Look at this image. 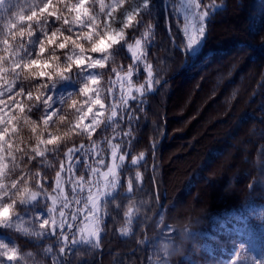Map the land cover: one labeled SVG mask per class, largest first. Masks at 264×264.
<instances>
[{
    "label": "trees",
    "instance_id": "obj_1",
    "mask_svg": "<svg viewBox=\"0 0 264 264\" xmlns=\"http://www.w3.org/2000/svg\"><path fill=\"white\" fill-rule=\"evenodd\" d=\"M157 2L160 10L154 16H145L135 35L139 37L147 25H153L148 58L156 66L161 82L166 81L146 97L144 110L137 112L138 121L131 125L121 122L119 126L131 132L128 159L145 153L140 166L125 165L123 171V177H134L136 171L142 174L132 197L140 211L132 234L121 235L119 228L125 227L123 213L128 199L126 194L118 196L116 203L121 207L108 205L110 215L103 224L100 247L77 246L69 256L70 264H149V258L155 264L160 245L173 241L167 264H228L241 243L257 256L264 247V0H204L218 7L212 10L202 47L193 56L184 48L173 8L169 6L166 12L165 0ZM23 3L24 0H5L6 7ZM15 10L0 9V30ZM168 22L184 51L168 35ZM129 55L125 51L112 66L131 63L126 58ZM185 55L188 61L182 67ZM109 75L114 73L106 72L104 79ZM34 83L25 80L23 86L35 95ZM19 86L18 81L14 91ZM3 98L7 103L6 90ZM34 103L24 99L25 113L15 115L30 117L36 122L37 134L43 132L45 138L49 132L63 135L78 115L65 104L60 114L66 119L60 121L57 117L56 123L45 129L42 108L27 111ZM132 106L135 108V102ZM5 111L15 110L6 107ZM90 120L87 118L85 123ZM33 126L20 119L17 134H10L8 139L17 148L29 151L37 135L31 131ZM113 131L108 124L106 130L98 129L92 140L105 139ZM88 142L86 135L72 133L59 156L47 153V160L37 157L31 163L27 155L14 149L18 166L10 178L30 170L46 175L54 186L63 153ZM5 163L13 168L7 151ZM249 184L254 187L249 188ZM170 229L171 238L166 235ZM146 236L151 244L138 243ZM0 237L10 244L15 241L22 252H32L44 264H51V255L44 256L42 248L58 247L55 237L37 241L4 229H0ZM176 244L180 246L178 250Z\"/></svg>",
    "mask_w": 264,
    "mask_h": 264
},
{
    "label": "snow or ice",
    "instance_id": "obj_2",
    "mask_svg": "<svg viewBox=\"0 0 264 264\" xmlns=\"http://www.w3.org/2000/svg\"><path fill=\"white\" fill-rule=\"evenodd\" d=\"M160 7L157 0H24L23 4L7 7L5 0H0V9H16L0 30V229L37 241L55 237L58 245L55 250L51 245L42 248L44 256L51 255V264H70L69 256L78 245H87L89 249L100 247L105 217L110 215L108 205L115 203L117 209L121 207L116 203L118 196L126 194L128 199L123 213L125 227L120 233L129 236L133 232L140 209L132 197L142 174L137 171L134 177H122L130 152L120 154V145L108 140L112 151L111 162L106 164L101 155L103 150L92 137L98 129L106 130L109 123L115 130L121 122L131 125L134 120L138 121L137 112L144 110L146 97L161 84L159 72L147 51L153 25H147L139 37L135 35L143 26L145 16H154ZM217 7L204 0H180L179 6L173 8L177 13L176 26L186 40L185 50L192 54L199 50L207 34V21ZM125 51L130 54L126 58L131 63L113 67ZM106 72L114 73L115 79L109 75L105 80ZM140 76L144 82L136 86L133 77ZM25 80L35 82V95L32 89H25ZM18 81L20 86L14 91ZM117 83L118 96L114 88ZM5 90L7 103L3 98ZM24 99L35 101L28 112L34 107L42 108L45 129L54 125L57 117L60 121L66 119L60 114L65 104L78 115L63 135L49 132L45 138L43 132L37 134L36 122L30 121V117L15 115V112L25 113ZM6 107L15 111L6 112ZM89 117L90 123H85ZM20 119L25 124L31 122L34 125L31 131L37 134L35 146L29 151L17 148L8 139L10 134H17ZM72 133L86 135L89 144L74 145L63 153L67 163L60 160L54 186L46 175L30 170L10 178L18 166L14 149L27 155L29 163L37 157L47 160V153L60 155L61 147ZM130 136V131L123 133V137ZM128 144L130 147L131 139ZM154 147L155 144L153 151ZM6 151L12 157V169L5 163ZM144 160L145 153L141 152L131 156L130 164L140 166ZM81 168L85 174L76 175ZM102 168L107 170L101 171ZM66 185L70 186L67 190ZM159 199L157 195L155 200ZM160 223H164L163 214ZM185 232L190 235L188 229ZM166 235L171 238L173 230ZM138 243L151 244V241L146 236ZM174 243L160 245L155 264H167L169 248ZM175 247L178 250L180 246ZM0 258V264H44L43 259L37 260L32 252H22L15 241L10 244L2 237ZM149 264H153L151 258ZM228 264H264V247L257 256L241 243Z\"/></svg>",
    "mask_w": 264,
    "mask_h": 264
},
{
    "label": "rangeland",
    "instance_id": "obj_3",
    "mask_svg": "<svg viewBox=\"0 0 264 264\" xmlns=\"http://www.w3.org/2000/svg\"><path fill=\"white\" fill-rule=\"evenodd\" d=\"M179 4H180V0H174V3H173V0H169V2H168V8H169V6H171V8L178 7ZM174 14L177 16V13L174 12ZM179 19H181V20L183 19L182 13L179 14ZM184 41L186 43L185 38H184ZM201 47H202V45L200 46L199 50L201 49ZM198 51L195 54H197ZM187 53H189L192 56L195 55V54H192L190 51H187ZM112 78L115 79V74L112 76ZM133 82H134V84L136 86H139V84H141V83L144 82V77L143 76H140L138 79L136 77H133ZM114 88L116 90V95L118 96L119 95V83L115 84L114 85ZM109 125L113 128V126L110 123H109ZM128 131L129 130L123 131V130L119 129V127H116L115 130L112 132V134L109 137H107L105 139H101L99 141H96L97 144H98V146H99V149H102L103 150L101 152V155H103V157L105 158V163L106 164L111 162V151H112L111 147L108 144V140H111V142L113 144H119L120 145V154H123L126 151L127 152H130V147H129V144H128V140L131 139V136L130 137H123V133L124 132H128ZM80 144H84V145L87 146L89 144V142L88 143H80ZM80 144L75 145V146H79ZM63 160H65V163H67V160H66L65 157L63 158ZM125 165L133 166V165L130 164V160L128 159V157L126 158ZM106 170H107L106 168H102L101 169V171H106ZM84 174H85V171L82 168L76 173V175H84ZM63 175L64 174L62 173V176ZM122 177H123V172H122ZM69 187L70 186L66 185V190ZM86 194L87 193H86V190H85L84 195H86ZM105 219H106V217H105ZM80 220L83 221V214H81ZM120 229L121 228H119V231H120ZM78 246H80V245H78Z\"/></svg>",
    "mask_w": 264,
    "mask_h": 264
},
{
    "label": "water",
    "instance_id": "obj_4",
    "mask_svg": "<svg viewBox=\"0 0 264 264\" xmlns=\"http://www.w3.org/2000/svg\"><path fill=\"white\" fill-rule=\"evenodd\" d=\"M168 2H169V0H165V9H166V11H167V9H168ZM167 25H168V35L170 36L171 40L174 42V44H175L177 47L181 48V50L184 51V49H183L182 47H180V45H178V43L176 42V40H175V38H174V36H173V34H172V31H171V32L169 31V29H170L169 22H168ZM186 63H187V57H185V61H184L183 66H184ZM183 66H182V67H183ZM165 81H166V80H162L161 84L164 83ZM161 84H160V85H161ZM154 92H156V90H155ZM164 135H165V132H164L163 135L161 136V138H160V142L163 140Z\"/></svg>",
    "mask_w": 264,
    "mask_h": 264
},
{
    "label": "bare ground",
    "instance_id": "obj_5",
    "mask_svg": "<svg viewBox=\"0 0 264 264\" xmlns=\"http://www.w3.org/2000/svg\"><path fill=\"white\" fill-rule=\"evenodd\" d=\"M185 57H187L186 55L184 56V61H185ZM187 61H188V58H187ZM183 64H184V62H183ZM186 65V64H185ZM183 66V65H182ZM175 76V74L173 75V77Z\"/></svg>",
    "mask_w": 264,
    "mask_h": 264
}]
</instances>
